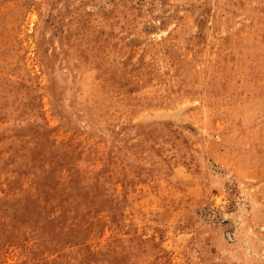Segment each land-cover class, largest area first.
<instances>
[{"label": "rangeland", "instance_id": "374dc122", "mask_svg": "<svg viewBox=\"0 0 264 264\" xmlns=\"http://www.w3.org/2000/svg\"><path fill=\"white\" fill-rule=\"evenodd\" d=\"M0 264H264V0H0Z\"/></svg>", "mask_w": 264, "mask_h": 264}]
</instances>
